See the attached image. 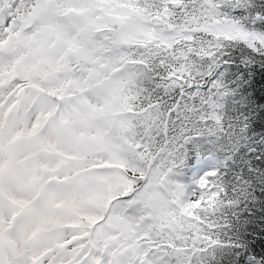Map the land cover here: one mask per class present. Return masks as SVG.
I'll return each mask as SVG.
<instances>
[{"label": "snow or ice", "instance_id": "snow-or-ice-1", "mask_svg": "<svg viewBox=\"0 0 264 264\" xmlns=\"http://www.w3.org/2000/svg\"><path fill=\"white\" fill-rule=\"evenodd\" d=\"M231 47L264 56V0H0V264H201L217 173L171 177L211 129L156 142L138 82Z\"/></svg>", "mask_w": 264, "mask_h": 264}, {"label": "trees", "instance_id": "trees-1", "mask_svg": "<svg viewBox=\"0 0 264 264\" xmlns=\"http://www.w3.org/2000/svg\"><path fill=\"white\" fill-rule=\"evenodd\" d=\"M195 67L201 75L184 86L170 83L164 66L150 69L138 82L141 103L152 106L149 118L156 126L164 125L169 113L168 140L189 127L211 129L185 146L211 153L217 173L212 182L223 191L209 213L220 243L201 264H264V56L231 47L215 61L199 58ZM205 114L218 115L219 125L203 124Z\"/></svg>", "mask_w": 264, "mask_h": 264}, {"label": "rangeland", "instance_id": "rangeland-1", "mask_svg": "<svg viewBox=\"0 0 264 264\" xmlns=\"http://www.w3.org/2000/svg\"><path fill=\"white\" fill-rule=\"evenodd\" d=\"M170 83H173V82H170ZM198 88H200V87L198 86ZM195 93L197 94V91ZM198 97L199 96H197V98ZM192 104H194V102H192ZM206 104H207V102H206ZM140 131H141V134H142L143 129L141 128ZM166 131H167V129L165 127V124H164L163 128H161L160 126H156V127L151 129V132L149 133V136H151L153 138H157L156 142H161V141L167 142L168 139H167V136H166L167 135ZM161 132H163V137H162V135H160ZM141 138H143V135H141ZM184 151H185V154H186L185 158H184V161H186V158L189 157V149L186 148V149H184ZM195 158H197V160H196L195 165L191 164V165H193L191 167L193 169V171L190 172L191 173V177L190 178H182V177L177 178L176 177V175H179V176L182 175L181 168H178V169L174 170V172L172 174V177H171V179L174 182L186 185V196L189 197V198H192L196 194H198L200 189H199V185L196 182L200 179V177H202L206 173L214 170L213 162L211 161V160H213V158H212L210 153L200 154L199 156H197ZM184 165H186V164H184ZM180 167H183V164ZM210 180H211V177H210Z\"/></svg>", "mask_w": 264, "mask_h": 264}, {"label": "flooded vegetation", "instance_id": "flooded-vegetation-1", "mask_svg": "<svg viewBox=\"0 0 264 264\" xmlns=\"http://www.w3.org/2000/svg\"><path fill=\"white\" fill-rule=\"evenodd\" d=\"M186 175H188V174H186Z\"/></svg>", "mask_w": 264, "mask_h": 264}, {"label": "water", "instance_id": "water-1", "mask_svg": "<svg viewBox=\"0 0 264 264\" xmlns=\"http://www.w3.org/2000/svg\"><path fill=\"white\" fill-rule=\"evenodd\" d=\"M215 75V74H214ZM213 78V77H212Z\"/></svg>", "mask_w": 264, "mask_h": 264}]
</instances>
